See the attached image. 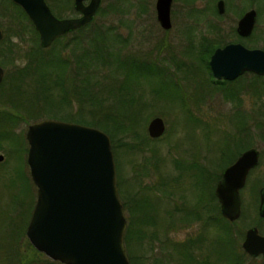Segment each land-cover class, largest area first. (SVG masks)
Segmentation results:
<instances>
[{
    "label": "rangeland",
    "instance_id": "obj_1",
    "mask_svg": "<svg viewBox=\"0 0 264 264\" xmlns=\"http://www.w3.org/2000/svg\"><path fill=\"white\" fill-rule=\"evenodd\" d=\"M155 1L102 0L100 13L98 10L92 25H95L94 28L99 26L105 30L111 41L114 39L115 46H112L116 51L111 60V63L113 60L115 62L113 63L114 72L120 73L119 81L125 78L124 82L130 84L129 89L133 98L129 99L133 108L143 109L142 118L134 130L123 135L121 141H117L115 155L118 179L124 195L130 198V195L133 196L135 192H142V194L151 192L155 196L152 202L158 213L157 222L147 225L146 231L149 235L143 243L135 240L134 262L136 264H176L177 262L169 256V248L173 249V244L169 240L182 243L189 237H195L205 231L200 222L187 224L188 226L180 223L176 226L177 229L174 228L171 232L165 231L170 217L169 213L167 214L168 202L173 203V201L162 196L160 192H188L191 197L193 192H203L201 187L199 189L195 185L199 180L197 170L187 173L179 184L174 182L180 174L176 163L179 160H185L200 167H211V164L219 160L220 147L226 144L228 138L229 141L231 138V141H234V138L239 141L243 139L242 144L246 143L247 149L254 147L261 151L260 164L253 170L242 192V215L232 223L234 224L232 230L234 233L237 232L236 237L240 241L241 249H243L242 243L249 228L257 226L264 235V220L260 221L257 210L259 206V192L257 191L260 186L264 185V76L258 78L254 74H246L230 84L215 82V79L211 78L213 82V87H211L206 83L205 79L209 77V72L201 59L191 63L194 67L191 68V72L193 74L196 72V75L187 76L179 69L168 66V61L172 62L170 57L172 55L177 57L175 54L170 56V51H177L179 56L184 53L186 60L192 62L187 51L189 47H192V43L196 42L195 37L200 38L199 35L206 33V30L196 27L197 35L195 37L189 35L185 30L195 27L196 21L184 14L185 6L179 3L176 8L174 4V9L179 15L185 16L179 17L180 20L174 19V28L165 37L169 46L168 51L156 52V45L159 44L161 34L154 25ZM232 1H235L234 4L238 11L247 9L251 5L250 0ZM204 2L211 6L206 17L215 15L214 21L217 20L216 22L224 28V32L218 36L216 42L225 44L239 40L250 48L264 49V3L258 7L255 6L260 15L259 26L254 35L241 40L240 37L229 32L241 16L236 14L234 6L230 4L231 1L226 2L227 10L223 18L218 17L214 9L217 0H205ZM183 3L189 4L186 13L193 15L196 0H183ZM14 4L12 1L3 0L4 8L0 9V23L6 32V41L1 47H6V56L0 59L6 67L7 75L5 88L3 93H0V110L5 109L6 111L13 108L9 100L16 103L22 102L24 107L30 104L36 105L35 79L29 81L30 85H26L25 81L20 91H16V86L11 87L12 79L18 73L17 70L28 65L25 53L32 50L36 41L32 21ZM78 16H80L79 13L73 17ZM88 35H92V32ZM211 35L209 34L212 38L214 35ZM75 46L73 43L70 50H73ZM171 46H174V50ZM136 60L151 63L144 70L140 64L137 65ZM153 62L162 68L160 70L162 76L157 73V66ZM110 69V66H101L93 71L94 82H102ZM77 82L80 83V81ZM231 87L241 90V107L238 105L240 102L229 100L228 93ZM5 89L8 90L4 94ZM173 95L176 97L168 98ZM52 104L57 105L54 110H49L51 114H54L52 116L65 115L69 112V108L61 107L57 100ZM72 107L74 112L79 110L76 103ZM41 111L37 109L34 114ZM157 116L165 120L166 130L161 137L153 138L149 134L148 126ZM24 118L30 122L24 119L13 126H0V155L4 156L0 161V264H22V261L26 264H49L48 260L51 259L42 253L37 254L28 243L30 241L27 228L37 201V187L27 166L29 145L26 132L28 126L35 123L36 119L27 115H24ZM24 140L27 141V151L24 147L26 142ZM126 142L131 145L129 150L123 146ZM215 169L218 168L214 167V171ZM200 170L198 167V171ZM194 173L196 175L193 178ZM161 179H168L171 187L160 183ZM216 185L217 182L214 180L209 182L207 192L214 191ZM158 195L162 201L159 200ZM177 200L181 202L180 198ZM211 229L212 235H206L208 240L203 245V251L206 250L205 255L209 253L207 248L211 246L213 234L216 232L214 226ZM155 232L158 233L156 237L152 236ZM241 249L239 248V251ZM54 262L61 264L58 261ZM244 264H264V260L262 257L253 258L246 255Z\"/></svg>",
    "mask_w": 264,
    "mask_h": 264
},
{
    "label": "water",
    "instance_id": "obj_2",
    "mask_svg": "<svg viewBox=\"0 0 264 264\" xmlns=\"http://www.w3.org/2000/svg\"><path fill=\"white\" fill-rule=\"evenodd\" d=\"M21 6L39 32L41 45L50 47L67 32L92 22L102 0H74L78 17L59 18L47 0H12ZM86 1H88L86 3ZM172 0H158V18L171 28ZM224 2L219 1L224 12ZM256 21L251 10L240 20L238 31L249 35ZM3 31L0 28V40ZM210 66L216 79H235L253 72L264 75V49L241 43L218 48ZM0 67V84L3 79ZM153 138L166 130L162 117L148 126ZM28 163L37 187V201L27 228L31 244L53 261L63 264H132L125 243L126 208L119 192L117 167L110 135L82 123L43 118L29 125ZM257 148L246 150L225 168L217 183L221 214L231 222L242 215L241 189L251 169L259 164ZM0 155V160H3ZM259 214L264 218V189ZM243 249L250 255L264 254V236L258 227L246 232Z\"/></svg>",
    "mask_w": 264,
    "mask_h": 264
},
{
    "label": "trees",
    "instance_id": "obj_3",
    "mask_svg": "<svg viewBox=\"0 0 264 264\" xmlns=\"http://www.w3.org/2000/svg\"><path fill=\"white\" fill-rule=\"evenodd\" d=\"M8 1L11 2L12 0ZM47 2L53 13L59 18H70L79 13L74 7V0H47ZM14 6L28 17L19 5L14 4ZM98 13H100V10ZM94 21L95 19L88 23V25L61 36L48 48L41 45L39 40L40 35L35 26H33L36 32V41L32 50H28L25 53L28 59V65L21 70H17L18 73L13 77L11 87L16 86V91H20L21 85L25 81L26 85H30L31 83L29 81L35 79L36 87L38 88V90L36 88V105L30 104L24 107L22 102L16 103L8 99L12 103L13 108L11 110L8 109V111L5 109L0 110V126L16 125L20 120L25 119L24 115L36 119V121L47 116L49 118L96 126L110 135L113 151L116 155L117 141H121L123 135L130 133L132 129L134 130L142 118L143 109L137 110L133 108L134 106L131 105V100L129 99L133 98L131 90L129 89L130 84L124 82L126 80L125 78L119 81L118 77L120 73H117V75L114 72V60V64L111 63L112 56L116 51L112 46L114 45V39L111 41L110 36L105 33V30L99 28V26L94 28L93 26L95 25H92ZM91 32L92 35H88ZM73 43L76 46L73 50H70V46ZM192 44L194 46L196 43ZM200 44L207 47L202 52L203 54L201 53L202 56L200 58L196 57L192 47H189L188 54L192 60L196 61L201 59L205 63L209 72V77L205 80L207 85L213 87V77L208 60L215 48L221 45V42L211 41L208 37H203ZM108 48L110 49L108 50ZM172 61L176 62L177 60L173 58ZM136 63L137 65L140 64L142 69L146 70L151 62L147 63L144 60H136ZM154 64L157 66V73H160L162 76V72L160 71L162 68L157 63ZM176 64L177 69L186 73L187 76L194 75L189 65H180V62H176ZM101 66H110V72L103 78L104 80L102 82H94L93 71L98 70ZM256 76L258 78L262 77L259 75ZM5 81L0 86V93H3ZM77 81H80V83ZM7 90L5 89L4 94ZM175 95L169 96L168 98L176 97ZM55 100L60 102L61 107H68L69 112L65 115L55 114V116H52L54 114H51L49 110H54L57 107V105L52 104ZM75 103L78 104L79 108L77 112H74L72 107ZM37 109H41L42 111L35 115L34 112ZM190 117L193 116L190 115ZM25 120L28 123L30 122L27 119ZM231 140L229 141L228 138L226 144L220 147V158L211 164L212 168L208 166L200 167L194 163L183 164L182 161H177L176 165L178 166V170L180 169V174L174 179V182L179 184V181L184 179L187 173L197 170L199 180L195 185L199 189L201 187L203 192H193L192 197L188 192H184L185 194L172 191L160 192L162 196H166L173 201V203L168 202L169 211L167 214L169 213L170 217L168 219L169 225L165 227V231L169 230L171 232L180 223L188 226L187 224L194 222H200L205 231L195 237H189L182 243L169 240L173 244V251L171 247L169 248V256L170 259L177 262L176 264H244V258L247 254L241 249L240 241L236 237L237 232L234 233L232 230L233 222H230L221 214V205L216 193L206 192L209 182L212 180L218 182L222 176V170L229 166L236 158V155L232 158H227L225 148L229 144L228 142L236 143L240 147L239 151L246 150L248 147L246 143L245 145L242 144L243 139L240 141L235 140V138L234 141ZM123 146L128 148V150L131 148L128 142L124 143ZM24 147L27 151V141ZM198 167L201 169L200 171H198ZM214 167L218 168L215 169L216 172L214 171ZM195 175L194 173L193 178ZM165 180L161 179L160 183L170 188L169 180ZM120 185L121 183L118 179L120 195L124 202L128 218V227L125 235L126 247L132 264H136L133 254L135 240L143 243L149 235L146 231L147 225L157 222L158 213L152 202L155 196L151 192H145L144 194L142 192H133V196L130 195V198H128L124 195ZM157 197L159 198V195ZM178 198L181 199V202L177 200ZM159 200L162 201V198H159ZM135 217L136 219H134ZM260 221H262L261 218ZM212 226L216 228V232L213 234L211 246L207 248L209 253L205 255L204 251L206 250L203 251V245L208 240L206 235H212L210 231L212 230ZM152 236L156 237L158 233L155 232ZM167 237L170 238L169 236ZM28 243L30 248L37 254L41 253L30 242ZM239 248L241 251H239ZM48 262L49 264L56 263L53 260H48ZM22 264H26V262L22 261Z\"/></svg>",
    "mask_w": 264,
    "mask_h": 264
},
{
    "label": "flooded vegetation",
    "instance_id": "obj_4",
    "mask_svg": "<svg viewBox=\"0 0 264 264\" xmlns=\"http://www.w3.org/2000/svg\"><path fill=\"white\" fill-rule=\"evenodd\" d=\"M181 0H172V4H171V10H170V20H171V28L170 29H166V28H164L163 27V25L161 24V22L159 21V18H158V9H157V2H158V0H156L155 1V3H154V7H155V17H154V25H155V27H157V29H158V31L160 32V39H159V44H157L156 45V52H161V53H165V51H168L167 49H169V46H168V44L166 43L167 41H165L166 39H165V37L168 35V32L169 31H171V30H173V28H174V19H178V20H180L181 18H179V17H184L185 15H179V13L176 11V9H174V4H176V8H177V6H178V4L180 3L182 6H185V9H184V14H186L187 15V17L189 18V19H194V21H196V23H195V27H190L192 30L190 31V28H188L187 30H185V31H187L188 32V34L189 35H192V36H196L197 35V33H198V31H195L196 29V27H197V29H201V30H206V33H203V35H199V37L200 38H198L197 36L195 37V39H196V44H194V46H192V50H193V52L195 53V55H196V57H201L202 55H201V53L205 50V49H207V47L206 46H202L200 43H201V40H202V38L203 37H208L209 39H212L213 41H216V39L218 38V36H220V35H222L221 33L222 32H224V28H223V26L219 23V22H216V21H214V19H216L214 16L215 15H213V16H211V17H206L207 16V14H208V12H210V10H211V6H210V4L209 5H207V3L206 2H204L205 0H196V4H195V12H194V14L193 15H189L188 13H186L187 12V8L189 7V4L188 3H183V0H182V2H180ZM219 1H221V0H217V3H216V6L214 7V9H216V12H217V14H218V17H221V18H223L225 15H226V10H227V6H226V2L228 1V0H222L223 2H224V4H223V6H224V12H221L220 11V6H219ZM231 2H230V4L231 5H233L234 6V8H235V12H236V14H239V15H241L240 16V18H239V20H238V22H237V24H235L234 26H233V28H231V30L229 31L230 33H234L237 37H240L241 38V40H243V39H245V38H249V37H251L252 35H254V33H255V30H256V28H258V26H259V12H258V10H256L255 9V6H257L258 7V5H260V4H262V3H264V0H250V6L247 8V9H244V10H239L238 11V8L235 6V4H234V2L235 1H232V0H230ZM185 2V1H184ZM237 3V2H236ZM263 5V4H262ZM4 7H3V0H0V9H3ZM251 10H255L256 11V21H255V24H254V28H253V30H252V32L249 34V35H241L240 33H239V31H238V27H239V22H240V20L245 16V14L246 13H248L249 11H251ZM1 15V14H0ZM196 24H197V26H196ZM0 28L2 29V31H3V37H2V39L0 40V48L2 47V44L6 41V32H5V29L3 28V26L1 25V23H0ZM190 32V33H189ZM209 34H212L211 36H213L212 38L209 36ZM233 43H241V44H243L244 46H246L247 48H250V47H248V45H246V44H244L243 42H239V40H238V42H227V43H221V45L220 46H217L216 48H215V50H214V52L218 49V48H223V47H225L226 45H229V44H233ZM171 48L174 50V46L172 47L171 46ZM170 48V50H172ZM250 49H256V48H250ZM187 52H189V51H187ZM214 52L211 54V56H210V58H209V66H210V60H211V57H212V55L214 54ZM171 54H175L177 57L175 58L173 55L171 56ZM203 54V53H202ZM160 57H162L160 54H158ZM6 56V47H3V48H1L0 49V58H4ZM171 56V57H170ZM170 58H171V60L173 59V58H175L177 61L176 62H180V65L182 64H185V65H189L191 68H194L193 67V65L191 64V63H194L195 61L193 60L192 62H190V61H188V60H186V57H185V54L183 53L182 54V56H179L178 55V52L177 51H170ZM165 57V56H164ZM167 58V57H166ZM193 58H195L194 56H193ZM181 60V61H180ZM176 62H174V61H172V62H169L168 61V63H167V65L168 66H171V67H173V68H177V64H176ZM0 67L2 68V70H3V72H4V74H3V79H2V82H1V84H0V86L3 84V82L5 81V79H6V67L4 66V64L1 62V59H0ZM210 69H211V66H210ZM211 73H212V77L215 79V82H220V83H225V82H227V83H234V82H236V81H238L241 77H243L244 75H246V74H254V75H258V74H256V73H253V72H246V73H244V74H242V75H240V76H238V77H236L235 79H227V80H225V79H221V80H218V79H216L215 78V76H214V74H213V72H212V69H211ZM194 74L196 75L197 73L196 72H194ZM259 76H261V75H259ZM239 92V93H238ZM241 95H242V92H241V90H239V89H237V88H229V93H228V96H230L229 98V100L230 101H233V100H236V101H238V102H240L238 105H240V107L242 106L241 105V103H242V97H241ZM229 144L227 145V147L225 148L226 150V155L228 156V158H232L234 155H236L235 157V159L233 160V162L232 163H234L235 161H237V159L246 151V150H248V149H246V150H244V151H239L240 150V147H238L237 145H236V143H234V142H228ZM250 149V148H249ZM258 149V148H257ZM259 150V149H258ZM259 153H260V157H259V164H260V159H261V151L259 150ZM4 157V156H3ZM1 161V160H0ZM180 161H182V163H185L186 161L185 160H180ZM188 162V161H187ZM186 162V163H187ZM188 163H190V162H188ZM231 163V164H232ZM230 164V165H231ZM258 164V165H259ZM257 165V166H258ZM27 166H28V168H29V172H30V174H31V169H30V166H29V163H28V157H27ZM257 166L256 167H254L253 169H251V171L249 172V174H248V177H247V180H246V184H247V182H248V180L250 179V177H251V174H252V172H253V170H255L256 168H257ZM228 167V166H227ZM211 169V168H210ZM224 171V170H223ZM223 173V172H222ZM32 175V174H31ZM222 175V174H221ZM220 180V179H219ZM218 183V182H217ZM35 184V183H34ZM246 184H245V186L241 189V194H242V192H243V189L246 187ZM208 187H209V184H208ZM216 187H217V185H216ZM264 189V185H262V186H260V188H259V190L257 191V192H259L258 194H259V206H260V197H261V192H262V190ZM208 191V189L206 190V192ZM212 192H216V188L214 189V191L212 190ZM259 206H258V212H259ZM259 216H260V214H259ZM260 218L262 219V220H264V218H262L261 216H260ZM257 227V226H256ZM259 229V228H258ZM259 232H260V230H259ZM260 234H261V232H260ZM263 235V234H262ZM264 236V235H263ZM246 237V236H245ZM245 239V238H244ZM244 250V249H243ZM245 251V250H244ZM246 252V251H245ZM246 254H247V256H249V257H253V258H258V257H262V259L264 260V254H259V255H257V256H254V255H250L249 253H247L246 252Z\"/></svg>",
    "mask_w": 264,
    "mask_h": 264
}]
</instances>
